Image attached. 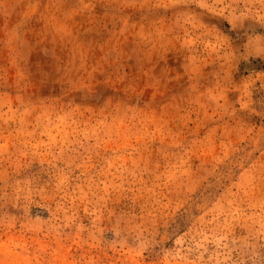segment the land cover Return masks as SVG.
<instances>
[{"label":"rangeland","instance_id":"obj_1","mask_svg":"<svg viewBox=\"0 0 264 264\" xmlns=\"http://www.w3.org/2000/svg\"><path fill=\"white\" fill-rule=\"evenodd\" d=\"M0 264H264V0H0Z\"/></svg>","mask_w":264,"mask_h":264}]
</instances>
